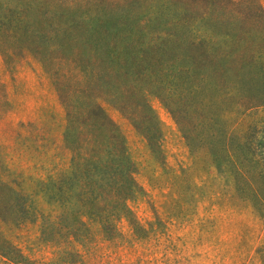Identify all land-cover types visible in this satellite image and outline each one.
<instances>
[{
	"label": "trees",
	"instance_id": "trees-1",
	"mask_svg": "<svg viewBox=\"0 0 264 264\" xmlns=\"http://www.w3.org/2000/svg\"><path fill=\"white\" fill-rule=\"evenodd\" d=\"M237 4L247 12L255 8L252 26L230 22V6ZM77 6L78 0H0V51L6 53L5 26L39 36L44 51L34 56L65 110L71 166L46 190L53 215L41 234L69 218L54 235L64 229L74 238L77 226L91 221L111 238L115 220L132 216L126 203L139 190L134 165L102 103L113 105L155 150L159 132L143 113V105L151 113L147 99L153 92L188 145L223 153L218 165L229 171L239 193L255 209L264 207V125L249 121L264 107V69L253 70L264 62V42L252 47L253 35L264 33L258 0H91L82 12ZM33 7L52 29L66 24L73 31L91 21V63L80 69L66 57L65 45L75 39L65 44L50 31L26 27ZM79 12L82 21L75 19ZM25 210L19 191L0 181V227L22 220ZM0 255L24 260L1 229Z\"/></svg>",
	"mask_w": 264,
	"mask_h": 264
},
{
	"label": "rangeland",
	"instance_id": "rangeland-1",
	"mask_svg": "<svg viewBox=\"0 0 264 264\" xmlns=\"http://www.w3.org/2000/svg\"><path fill=\"white\" fill-rule=\"evenodd\" d=\"M258 2L264 12V0ZM90 3L78 0V11H86ZM230 8V22L242 20L252 26L254 7L250 12L240 4ZM80 12L77 21H82ZM25 22L29 29L50 31L65 44L75 39L74 45H65L64 54L80 69L91 63V21L79 23L73 31L66 24L52 29L33 7ZM3 23L0 20V26ZM5 27L9 34L2 35L6 53L0 51V181L19 191L26 213L0 229L21 253L20 264H264V207L255 209L239 193L229 171L218 165L223 153L213 155L188 145L157 97L159 92L147 99L151 113L143 105L150 126L159 132L155 150L113 105L102 103L134 165L139 190L126 203L132 216L115 220L111 238L91 221L77 226L74 238L64 229L54 235L71 222L69 218L41 234L53 211L46 190L71 166L64 143L65 110L34 56L43 55V40L20 32V26ZM252 41V47L264 42V33L254 34ZM259 69H264V62L258 60L253 70ZM249 121L264 125V107ZM0 264L19 263L0 255Z\"/></svg>",
	"mask_w": 264,
	"mask_h": 264
}]
</instances>
